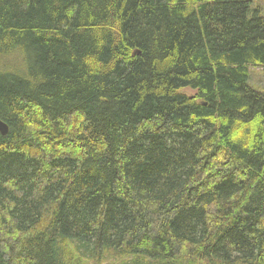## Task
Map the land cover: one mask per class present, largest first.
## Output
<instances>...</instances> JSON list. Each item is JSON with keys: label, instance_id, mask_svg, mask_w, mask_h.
Segmentation results:
<instances>
[{"label": "trees", "instance_id": "1", "mask_svg": "<svg viewBox=\"0 0 264 264\" xmlns=\"http://www.w3.org/2000/svg\"><path fill=\"white\" fill-rule=\"evenodd\" d=\"M252 4L0 0V264H264Z\"/></svg>", "mask_w": 264, "mask_h": 264}, {"label": "rangeland", "instance_id": "2", "mask_svg": "<svg viewBox=\"0 0 264 264\" xmlns=\"http://www.w3.org/2000/svg\"><path fill=\"white\" fill-rule=\"evenodd\" d=\"M252 3L251 15L261 9V14L264 16V0H252ZM249 83L264 93V69L262 66L250 67ZM183 91L188 95L196 93V90L191 88H185Z\"/></svg>", "mask_w": 264, "mask_h": 264}, {"label": "water", "instance_id": "3", "mask_svg": "<svg viewBox=\"0 0 264 264\" xmlns=\"http://www.w3.org/2000/svg\"><path fill=\"white\" fill-rule=\"evenodd\" d=\"M8 131H9L8 123L0 118V132L2 134H6V133H8Z\"/></svg>", "mask_w": 264, "mask_h": 264}]
</instances>
